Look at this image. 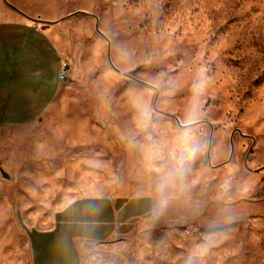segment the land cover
Here are the masks:
<instances>
[{"label": "rangeland", "instance_id": "obj_1", "mask_svg": "<svg viewBox=\"0 0 264 264\" xmlns=\"http://www.w3.org/2000/svg\"><path fill=\"white\" fill-rule=\"evenodd\" d=\"M139 196L81 264H264V0H0V264Z\"/></svg>", "mask_w": 264, "mask_h": 264}, {"label": "crops", "instance_id": "obj_2", "mask_svg": "<svg viewBox=\"0 0 264 264\" xmlns=\"http://www.w3.org/2000/svg\"><path fill=\"white\" fill-rule=\"evenodd\" d=\"M149 211L150 200L144 196L126 202L110 198L75 201L56 214L53 228L45 233L53 247L47 246L45 255L39 252L36 264H81V243L108 239Z\"/></svg>", "mask_w": 264, "mask_h": 264}, {"label": "built area", "instance_id": "obj_3", "mask_svg": "<svg viewBox=\"0 0 264 264\" xmlns=\"http://www.w3.org/2000/svg\"><path fill=\"white\" fill-rule=\"evenodd\" d=\"M69 72L67 71V69L64 67L59 74V80L60 82H66L69 79Z\"/></svg>", "mask_w": 264, "mask_h": 264}, {"label": "water", "instance_id": "obj_4", "mask_svg": "<svg viewBox=\"0 0 264 264\" xmlns=\"http://www.w3.org/2000/svg\"><path fill=\"white\" fill-rule=\"evenodd\" d=\"M133 74H135V72H133ZM2 172H3V174H4L5 177H9V176L7 175V173H5V172L3 171V169H2Z\"/></svg>", "mask_w": 264, "mask_h": 264}]
</instances>
